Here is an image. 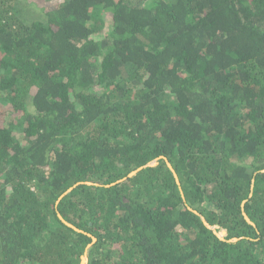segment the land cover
Wrapping results in <instances>:
<instances>
[{
	"label": "trees",
	"instance_id": "obj_1",
	"mask_svg": "<svg viewBox=\"0 0 264 264\" xmlns=\"http://www.w3.org/2000/svg\"><path fill=\"white\" fill-rule=\"evenodd\" d=\"M43 1L0 0V264H264V0Z\"/></svg>",
	"mask_w": 264,
	"mask_h": 264
},
{
	"label": "water",
	"instance_id": "obj_2",
	"mask_svg": "<svg viewBox=\"0 0 264 264\" xmlns=\"http://www.w3.org/2000/svg\"><path fill=\"white\" fill-rule=\"evenodd\" d=\"M159 159H164V161H165L167 167H168L169 170L172 172V174H173V176H174V178H175V180H176V183L178 184V179H177V176H176V174H175V172H174L172 166L166 161L165 158H159ZM157 162H158V159H156V160H154V161H152V162L146 164V165L143 166L142 168H145V167H152V166L156 165ZM142 168H139L138 170L132 172L131 174H129V176H133L137 171H139V170L142 169ZM261 173H264V170L261 171ZM68 192H69V190H68ZM243 206H244V202L242 203V207H243ZM195 213H196V212H195ZM196 214H197V213H196ZM243 217H244V220H245L247 223L252 224V223L250 222V220L248 219V217L246 216L245 213H243ZM59 218H60V220H62V218H61L60 216H59ZM62 222H63L65 225H67L68 227H71V228L75 229V228H74L72 225H70L69 223H67V222H65V221H63V220H62ZM202 222L204 223V225H205L207 228L211 229V230L213 231V233L216 234V236H217L219 239H221V240L223 239V238H222V237H223V236H222V235H223V232H222V234H221V236H220V235H218V234L215 232V230H214L213 228H211V227L206 223V221H205L203 218H202ZM75 230H77V229H75ZM237 240H238V239L233 238V239L229 240V242H236ZM93 241H95L94 238H93ZM87 261H88V259H87V255L84 254V255L81 257V263H80V264H87Z\"/></svg>",
	"mask_w": 264,
	"mask_h": 264
},
{
	"label": "rangeland",
	"instance_id": "obj_3",
	"mask_svg": "<svg viewBox=\"0 0 264 264\" xmlns=\"http://www.w3.org/2000/svg\"><path fill=\"white\" fill-rule=\"evenodd\" d=\"M24 1H26V2H30V3H29L30 5L28 6L27 9H29L30 12H33V13L35 14V16H36L37 14L39 15V9H38V8H39L40 6H44V5H46V3H45L43 0H24ZM32 3L34 4V6L32 5ZM109 19H110V17H109V15H108V13H105V14H104V20H105V22H106V24H107V26H106V28H105V33H106V31H107V27H108V21H109ZM114 249H117V251H119L118 245L115 246Z\"/></svg>",
	"mask_w": 264,
	"mask_h": 264
}]
</instances>
